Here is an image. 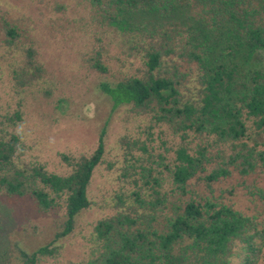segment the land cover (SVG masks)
Listing matches in <instances>:
<instances>
[{"label":"trees","instance_id":"16d2710c","mask_svg":"<svg viewBox=\"0 0 264 264\" xmlns=\"http://www.w3.org/2000/svg\"><path fill=\"white\" fill-rule=\"evenodd\" d=\"M89 1L114 23L136 16L170 20L140 32L142 76L101 86L114 108L130 105L133 114L167 125L183 140L190 134L215 135L232 143L233 153L214 154L199 146L192 154L181 146L172 171L177 195L169 200L155 189L153 201L143 199L141 192L133 194V201L118 196L117 214L96 226L101 243L98 254L87 262L68 264H233L240 244L245 250L242 264H256V239L261 232L255 220L233 206L215 203L202 194L201 186L205 182L212 190L214 183L237 172L241 177L264 172V149L243 142L247 121H253L256 130H264V67L245 71L224 59L217 65L211 61V41L216 50L220 46L218 32L226 35L231 56L264 50V0ZM0 23L7 45L18 47L17 28L9 19ZM23 53L13 75L17 85L25 88L41 81L46 70L38 62L35 47L24 48ZM92 62L98 71L106 72L99 59ZM15 117L21 118L20 114ZM19 142L14 134L7 138L0 124V195L29 197L44 211L64 201L66 220L56 239L70 235L79 214L90 207L88 190L105 156V130L90 157L63 156L73 168L65 176L40 165L22 166L17 161ZM122 142L130 146L127 139ZM54 253L40 247L32 253L20 250V258L23 264H38L41 257Z\"/></svg>","mask_w":264,"mask_h":264},{"label":"rangeland","instance_id":"374dc122","mask_svg":"<svg viewBox=\"0 0 264 264\" xmlns=\"http://www.w3.org/2000/svg\"><path fill=\"white\" fill-rule=\"evenodd\" d=\"M3 18L19 33L18 47L8 46L0 23V124L7 138L14 134L20 139L17 161L24 167L40 165L49 173L69 175L73 168L63 156L90 157L103 129L106 152L89 186L90 207L79 214L74 230L66 237L56 239L66 220L64 201L44 211L29 197L0 195V264H23L20 250L32 253L40 247L55 253L41 257L38 264L87 262L100 251L96 226L117 214L118 196L133 201V194L141 192L143 199L153 201L155 189L169 200L177 195L172 171L181 146L192 154L199 146L214 154L233 153L232 143L215 135L190 134L183 140L167 125L133 114L130 105L114 108L102 90L103 84L114 86L142 76L145 61L137 47L140 32L170 20L136 16L114 23L89 0H0V20ZM217 42L216 50L215 41H211V61L216 65L224 59L239 65L240 70L264 67V50L231 56L226 35L218 32ZM30 46L37 49L38 62L46 73L41 81L22 88L13 73L23 61L24 48ZM95 58L106 72L93 67ZM247 126L243 142L264 149V130H256L251 120ZM123 139L130 146L124 145ZM207 186L202 182L201 192L206 197L255 220L261 232L256 239V264H264V172L244 177L237 172L214 183L212 190ZM167 213L166 208L165 217ZM244 251L240 244L233 264H242Z\"/></svg>","mask_w":264,"mask_h":264}]
</instances>
